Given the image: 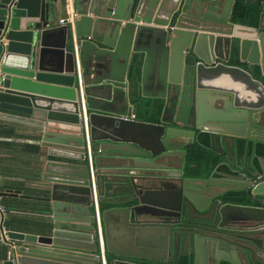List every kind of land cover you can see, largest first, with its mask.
<instances>
[{
	"label": "water",
	"instance_id": "obj_1",
	"mask_svg": "<svg viewBox=\"0 0 264 264\" xmlns=\"http://www.w3.org/2000/svg\"><path fill=\"white\" fill-rule=\"evenodd\" d=\"M233 1L73 0L57 24L46 0H0V119L35 136L5 138L63 152L42 168L47 231L8 230L0 264H264V166L232 167L238 140H264V30L231 21ZM153 100L158 121L138 118ZM199 131L226 149L225 174L185 173ZM237 189L257 204L228 200ZM109 215L136 245L150 234L145 254L111 248Z\"/></svg>",
	"mask_w": 264,
	"mask_h": 264
},
{
	"label": "trees",
	"instance_id": "obj_2",
	"mask_svg": "<svg viewBox=\"0 0 264 264\" xmlns=\"http://www.w3.org/2000/svg\"><path fill=\"white\" fill-rule=\"evenodd\" d=\"M231 21L264 29V10L262 0H234ZM258 71V68L256 69ZM161 102L153 100L150 107L141 108V113L157 119ZM22 137L17 133L16 123L0 119V206L2 207V225L5 229L42 234L49 227L47 213L49 201L46 188L33 185L40 178L42 163L40 145L33 141H19L5 137ZM215 138L207 131L195 134L192 143L185 147V167L187 175L208 177L216 168V174L227 171L220 164L224 160L223 152L215 147ZM254 155L264 156V140H238L235 156L256 164ZM60 159V157H56ZM54 159V158H53ZM256 161V162H255ZM19 178V179H17ZM100 178H102L100 176ZM32 183V184H31ZM6 189H17L18 194H3ZM228 200L238 203L257 204L249 197L248 189L229 191ZM6 244L0 245V259L7 255ZM106 264H112L107 257ZM126 264V263H119Z\"/></svg>",
	"mask_w": 264,
	"mask_h": 264
},
{
	"label": "crops",
	"instance_id": "obj_3",
	"mask_svg": "<svg viewBox=\"0 0 264 264\" xmlns=\"http://www.w3.org/2000/svg\"><path fill=\"white\" fill-rule=\"evenodd\" d=\"M46 1L49 2V4L55 8L54 21L58 24L59 23L58 19L65 15V10L63 7V1L62 0H46ZM214 14L215 15L220 14V8L219 7L214 11ZM226 28L227 27H223L224 30H226ZM257 29L259 31L264 30L263 28H257ZM237 63L244 68L247 67L246 61L238 60ZM217 109H218V102L215 101V99H213V95L207 94L205 96V98L203 100V104H202L203 113L205 115H210L211 112H214ZM141 112L142 111L140 110L139 114H138V118H140L142 120L150 121V122H157L158 121V118L157 119L150 118L148 115H144ZM17 133L19 135H21L22 137H28V138L29 137H35V136H33L34 135L33 131L29 127H26L23 125H20V127H18ZM215 147L217 149L221 150L223 152V155H225L227 153L226 149L222 148L221 142L218 139L215 140ZM40 150H41V154L39 156V159L42 163V167H41V171H40V178L36 182H34L33 185H38L42 188H46L47 182L41 178L42 170H43L42 168H43L44 162L49 158L57 159L56 157H60V153H63V152H61L62 150H60V149H52L51 153H47L48 147H46L45 145H40ZM228 151H229L228 155L232 157L233 153H232L231 149H229ZM259 156L264 158V156H261V155H254V157L257 161V162L255 161L256 164L251 161L252 160L251 158L253 156L248 161L242 160V158H238L235 156V165H232V167L236 169V167H237L236 164L242 163L243 166L246 165L248 167L255 168L258 171H260L262 166H264V161L259 160ZM66 159H68L69 161H74V162L76 161V159H74V160L71 158H66ZM86 162H87V160H86ZM101 162H102V160L99 159V163H101ZM165 162L168 165L175 167V168H178V166H179V161L176 158H167L165 160ZM214 170L212 171L213 176L216 175ZM241 171H242V173H246L244 167L241 168ZM103 173H104V175H107L108 177H110V176L113 178H120L121 177L119 174L120 170H116V169L104 170ZM17 179H19V178H17ZM109 217H110L109 227H110V230L112 231L110 233V236H109V243H110L111 248H115V249L121 250L123 252H129V253L137 252V253L145 254L147 252L145 247L147 245V243H146L147 240L150 238V234L146 233L145 235L142 236L141 246L136 245L134 242V239L132 238V236H130V233L126 230L124 225L119 223L115 216L109 215ZM1 219H2V215H1V210H0V223L2 221ZM7 231H8V229H5L2 225V230L0 229V245L6 244L7 247L9 248L8 240H10V238L7 235ZM97 253H99L98 248H96V250H95V256ZM110 258L112 259V264L123 263V262L114 261L112 257H110ZM1 262H2V259H0V263ZM124 263L129 264L126 261H124ZM98 264H102V260L100 257H99V263ZM198 264H212V263L208 258L202 257V258H200Z\"/></svg>",
	"mask_w": 264,
	"mask_h": 264
},
{
	"label": "built area",
	"instance_id": "obj_4",
	"mask_svg": "<svg viewBox=\"0 0 264 264\" xmlns=\"http://www.w3.org/2000/svg\"><path fill=\"white\" fill-rule=\"evenodd\" d=\"M62 1H63L64 10H65V15L63 17L59 18L58 21H59V23H67L69 21L71 22L73 20V18L76 17V12H75L74 7H73V0H62ZM87 161H88V167L90 170V178L93 181L94 180V174H93V167H92L90 158H87ZM93 200L95 201V195L93 196ZM0 210L1 211L3 210L1 206H0ZM100 258L102 260V264H104L103 256L101 253H100Z\"/></svg>",
	"mask_w": 264,
	"mask_h": 264
},
{
	"label": "flooded vegetation",
	"instance_id": "obj_5",
	"mask_svg": "<svg viewBox=\"0 0 264 264\" xmlns=\"http://www.w3.org/2000/svg\"><path fill=\"white\" fill-rule=\"evenodd\" d=\"M169 158H178V157H169ZM184 162H185V160H184ZM184 167H185V164H184ZM226 172H223V173H221V174H225ZM215 177H218V175L216 174V175H214Z\"/></svg>",
	"mask_w": 264,
	"mask_h": 264
}]
</instances>
